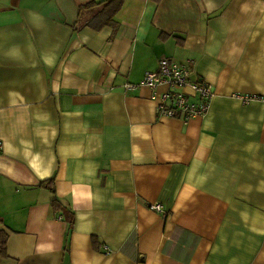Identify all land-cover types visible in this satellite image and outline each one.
Returning a JSON list of instances; mask_svg holds the SVG:
<instances>
[{
  "label": "crops",
  "instance_id": "obj_1",
  "mask_svg": "<svg viewBox=\"0 0 264 264\" xmlns=\"http://www.w3.org/2000/svg\"><path fill=\"white\" fill-rule=\"evenodd\" d=\"M88 1L0 0V264H264V0ZM163 57L205 115L125 87Z\"/></svg>",
  "mask_w": 264,
  "mask_h": 264
},
{
  "label": "built area",
  "instance_id": "obj_2",
  "mask_svg": "<svg viewBox=\"0 0 264 264\" xmlns=\"http://www.w3.org/2000/svg\"><path fill=\"white\" fill-rule=\"evenodd\" d=\"M190 76L189 64H181L163 57L155 70L144 72L139 84L127 83L125 87L134 88L144 85L150 88V98L155 103L157 116L187 120L205 115L214 96V90L209 83L193 80ZM159 88L162 90L159 91ZM233 97L243 104L252 101L264 102V93H235ZM149 207L158 212L162 211L158 203L151 204ZM104 249L106 252L109 251L107 247Z\"/></svg>",
  "mask_w": 264,
  "mask_h": 264
},
{
  "label": "trees",
  "instance_id": "obj_3",
  "mask_svg": "<svg viewBox=\"0 0 264 264\" xmlns=\"http://www.w3.org/2000/svg\"><path fill=\"white\" fill-rule=\"evenodd\" d=\"M120 1L121 0H90L84 4H81L78 8V11L80 12L83 9L93 7L99 3H103L102 7L92 17V20L95 22L96 27L98 28L104 25H108L113 21L114 14L119 8ZM41 185L50 189V191L54 190L53 178L43 181ZM50 204L55 213L62 212V214L65 215V218L69 222L68 228H70V225L72 223V214L69 208H67V206L64 205L63 202L57 197H52ZM5 244H6V233L0 231V256L6 255Z\"/></svg>",
  "mask_w": 264,
  "mask_h": 264
}]
</instances>
